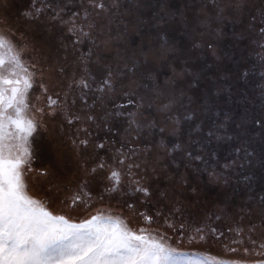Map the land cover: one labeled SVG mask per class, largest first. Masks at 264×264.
I'll return each mask as SVG.
<instances>
[{
	"label": "snow or ice",
	"instance_id": "1",
	"mask_svg": "<svg viewBox=\"0 0 264 264\" xmlns=\"http://www.w3.org/2000/svg\"><path fill=\"white\" fill-rule=\"evenodd\" d=\"M89 4L91 11L85 10L82 21L77 18L79 13H74L66 21L61 14L62 7L54 3L43 4L37 0L20 14L26 23L39 21L50 14L51 19L64 25L73 38L74 52L85 42L93 46L86 54L82 53L77 57L79 74L71 76L67 88H78L84 93L81 99L87 104V93L84 90L92 91L91 64L99 63L103 59L101 53L112 48L115 53L112 62H104L100 85L95 88V91L101 94L100 100L112 96L117 85L124 82L122 77L129 83L135 82L137 77L147 78L150 80L151 92L149 104L155 100L160 111L169 120H174L176 125L180 121L171 113L174 107L185 106L188 110L183 119L194 121L197 110L192 107L195 101L191 92L201 87L205 70L209 66H186L180 71L172 66L171 58L176 54V48L165 29L177 20V16L168 9L166 0H161L159 11L154 17L155 26L159 30L158 46L150 49L147 55L140 49L132 57L122 54L110 40L102 38L104 30L110 25L107 22H98L105 16L111 17L115 14L120 8L119 0H111L110 4L105 3V0H89ZM11 8L12 0H0V264H251L247 260L229 261L212 256L202 257L195 252L181 249V245H207L212 242V237L219 239L223 233H218L216 228L206 230L203 227H195L189 230L183 221L177 225L159 209L154 214H149L139 211L135 203L124 201L130 217H139V223L133 227L128 218H123L122 214H114L111 205L105 203L104 195L93 198L89 177H95L100 172L107 181L104 192L109 195L137 193L140 202L151 203L157 198L158 202L164 203L166 207L167 202L173 200L175 211H181L179 207H175V196L183 191L193 194L197 191L195 187H190L188 176L182 174L176 177L168 173L163 165L159 168L154 165L153 174L159 171L160 175L156 176V179H166L169 190L159 194L153 193L149 185L141 182L143 176L140 179L135 178L139 172L133 170L141 169V164L135 159L138 155L136 148H129L127 152L123 148L116 149L111 164L102 158L94 166L81 162L83 175L71 188L52 180L49 170L33 167L37 158L33 137L38 130L45 129V117L60 115L67 124H76L78 133H84L83 136H74L70 141L73 152L78 156L90 145L93 151L111 147L104 142L97 143L90 139L92 133L83 126L84 123L92 122L97 127L106 128L110 139L111 135L117 133L111 127H106L109 117H126L128 128L125 131L129 132L133 139L139 140L145 135V126L149 129L157 128L158 122L137 119L131 111L107 112L99 120L92 113L81 117L70 112L66 107L67 93L62 95L60 91L50 90L46 77L50 75L51 70L45 66L46 61L34 58L36 45L25 40L26 33L15 26L10 16ZM251 9L252 0H204L195 14L194 27L189 34H194L200 29L203 33L219 39L222 36V31L218 30L221 24L240 19ZM260 16L264 18V0L261 3ZM179 22L188 24L184 13L180 14ZM213 25H216V29H213ZM260 33L261 39H264V27L260 29ZM60 45L67 49L63 40ZM204 47L219 59L216 55V45L211 40L200 43L193 40V50ZM157 63H167L171 72L170 78L163 83L151 78L152 69L148 66ZM54 71L61 77L65 74L62 65L57 66ZM244 75L247 76V73ZM226 91L230 90L217 86L214 95L218 97ZM123 95L129 98L126 104H117V109H125L129 105L138 109L144 106V97H140L138 102L131 98L135 95L131 91H125ZM208 102L214 103L211 97ZM253 124L264 130V117L253 119ZM238 127L244 129L246 122L242 121ZM158 130L161 133L166 131L163 126L158 127ZM196 130H200L199 126ZM214 135V132H208L209 137ZM177 150L182 158L189 162H205L203 146L198 151H193L191 147L183 148L177 144L172 151L165 150V156H170L174 164L176 157L173 152ZM244 152L247 157L253 155L246 149ZM175 166L179 167L178 164ZM209 176L214 183L220 180L214 171H210ZM33 184L45 185L43 196L32 195ZM261 200L264 201V197H261ZM171 211L172 209H169V212ZM75 213L85 214L82 222H73ZM161 217L164 218L163 224L166 228L175 234V244L172 243L173 235L160 231L157 226ZM238 234H242V230ZM249 240L251 248L243 246V241H234L240 243L242 248L227 247L226 251H242L245 256H259L261 259L255 261V264H264V239L258 244L259 250L257 241L251 237Z\"/></svg>",
	"mask_w": 264,
	"mask_h": 264
},
{
	"label": "rangeland",
	"instance_id": "2",
	"mask_svg": "<svg viewBox=\"0 0 264 264\" xmlns=\"http://www.w3.org/2000/svg\"><path fill=\"white\" fill-rule=\"evenodd\" d=\"M33 2L34 0H12L10 16L15 26L26 33L24 39L36 45L37 51L33 53L34 58L47 62L45 66L51 70L50 75L46 77L50 90L60 91L62 95L67 93L66 107L70 112L81 117L92 113L99 120L107 112L131 111L137 119L158 122L157 128L149 129L145 126V135L139 140L133 139L129 132L125 131L128 128L126 117H109L106 127H111L117 133L111 135L110 139L106 128L97 127L92 122L84 123L83 126L92 133L90 139L97 143L104 142L111 147L93 151L90 145L78 156L73 152L70 141L74 136H83L84 133H78L77 125L67 124L60 115L45 117V129L38 130L33 137V148L36 150L37 157L33 167L49 170L52 180L71 188L83 175L81 162L94 166L102 158L111 164L116 149L123 148L127 152L129 148H136L138 155L135 159L141 164V169L133 170L139 172L135 178L140 179L143 176L144 179L141 182L149 185L153 193L159 194L169 190L166 179H156L160 172L153 174L154 165L157 168L163 165L168 173L176 177L186 174L190 187H195L197 191L195 194L183 191L175 196V207L181 209L177 213L173 207V200H169L166 207L164 203L158 202L157 198H154L151 203L140 202L137 199L139 196L137 193L121 196L105 193L104 186L107 181L103 173L98 172L95 177H89L91 194L94 199L104 195L105 203L111 205L114 214H122V217L128 218L130 224L135 227L139 223V217H130L129 210L124 205V201H127L135 203L139 211L149 214H154L159 209L176 224L187 220L186 225L190 229L216 228L218 233L226 232L228 240H232L231 237L237 230L234 223L243 218L244 228L249 230V226L254 225L253 237L257 240L264 239L262 237L263 208L257 207L254 201L256 197H264V130L255 128L252 121L254 117H264V47H261L264 45V39H261L260 33V29L264 27V18L260 16L262 0H252V9L240 19L221 24L218 30L222 31V36L219 39H216L214 35L203 33L200 29H197L194 34H189L194 27L195 14L204 0H166L168 9L177 16V20L165 29L176 48V54L171 58L172 66L177 71L186 66L193 68L209 66L205 70L201 87L191 92L195 101L192 107L197 110L195 120L185 121L183 116L188 109L182 105L176 106L171 115L179 119L178 125L160 111L159 104L155 100L151 104L148 103L151 92L149 91L150 80L147 78L137 77L135 82L129 83L122 77L124 82L117 85L110 98L103 101L99 99L101 94L97 93L95 88L100 85L104 62H112L115 54L112 48L101 53L103 59L99 63L91 64L92 91L84 90L87 93L85 96L87 104H85L81 99L84 93L78 88L69 90L67 84L73 74H79L77 57L82 53L86 54L93 46L85 42L79 46L78 51L74 52L73 38L65 30L64 25L51 19L50 14L39 21L26 23L20 14L29 9ZM37 2L54 3L62 7L61 14L66 21L74 13H79L77 18L82 21L85 10L91 11L89 0H37ZM119 2L120 8L115 14L98 20L101 24L107 22L110 25L104 30L102 38L110 40L116 50L128 57H132L140 49H143L144 54L147 55L150 49H155L159 44V30L155 26L154 17L159 11L161 0H119ZM105 3L110 4L111 0H105ZM181 13L187 17V25L179 22ZM212 27L216 29V25ZM194 39L197 43L209 40L215 43L216 55L219 59H216L206 47L193 50ZM61 40L67 45V49L60 45ZM197 57H199L198 60ZM61 65L65 69L63 77L54 71ZM148 67L152 69L151 78L158 79L161 83L171 76L167 63H157ZM245 73L247 76L244 75ZM217 86L230 91L217 97L214 95ZM125 91L135 93L131 98L138 102L140 97H144V106L138 109L129 105L125 109H117V104H126L129 98L123 95ZM209 97L214 103L208 102ZM242 121L246 122L244 129L238 127ZM160 126L166 129L164 133L158 130ZM197 126L199 131L196 130ZM209 131L214 132L215 135L209 137ZM217 137L222 138L217 139ZM177 144L183 148L191 147L193 151H198L203 146L205 162H189L182 158L177 150L173 152L176 157L174 164L170 156H165V150L172 151ZM245 144L248 148L247 152L253 153L251 157L245 155V148L242 149ZM176 164L179 167H176ZM225 165L228 167L226 168ZM210 171H214L220 177L219 182L214 183L210 180ZM31 187L34 197L43 196L44 184H33ZM169 209L172 211L169 212ZM82 215L84 214L75 213L73 222H82L85 218ZM250 215L249 220L247 218ZM163 219V217L158 219L157 226L160 231H167L169 235H173L172 243L175 244V234L171 229L166 228ZM214 245L216 243L211 242L207 245H181L180 247L183 251L195 252L202 257L212 256L229 261L247 260L251 264L260 260V258L250 260L241 251L237 254L239 256H236Z\"/></svg>",
	"mask_w": 264,
	"mask_h": 264
},
{
	"label": "trees",
	"instance_id": "3",
	"mask_svg": "<svg viewBox=\"0 0 264 264\" xmlns=\"http://www.w3.org/2000/svg\"><path fill=\"white\" fill-rule=\"evenodd\" d=\"M251 120H252V118H250ZM253 119H258V117H254ZM253 121V120H252ZM254 125V124H253ZM254 127H255V125H254ZM255 128H257V127H255ZM247 146H246V144H245V147L244 146H242V149H248V148H246ZM254 201H255V205L258 207V206H260V207H262L263 209H264V201H262L261 200V197L259 198V197H256V198H254ZM262 205V206H261ZM83 217H85V214L84 215H82ZM249 218H251V215L247 218V219H249ZM185 219V218H184ZM242 220H243V218H241V219H239L238 221H236L235 223H234V227H236V232H234L233 234H234V236L233 237H231L232 238V240L231 239H227L226 238V232H219V233H223V235L222 236H219V239H212V244H214V243H216V245H214V247H218V248H220L221 250H223L224 249V251H225V249L227 248V247H234V248H238V249H240V248H242V245L240 244V243H234V241H243L244 242V244H243V246H246V247H249V248H251L252 247V245H251V243H250V240H249V238L251 237L252 239H255L256 241H257V250H259V248H258V244H259V242L263 239V238H261V239H259V240H257V238H255V237H253V235H252V231L255 229V228H253L254 227V225H253V227L250 225L249 227V230L248 229H246V228H244V225H243V222H242ZM250 220V219H249ZM187 220H183V222L185 223V227H186V229H189V230H191L190 229V227H188V225H186V222ZM242 222V223H241ZM246 223V222H245ZM180 224V222H178L177 223V225H179ZM242 230V234H238V232H240ZM223 238V239H222ZM258 238H260V237H258ZM220 240V241H219ZM227 241V242H226ZM224 242H226V243H224ZM242 252V251H241ZM239 252H235V253H232V254H234V255H236V256H239V255H237ZM250 260H256V259H261V257H259V256H254V255H248L247 256Z\"/></svg>",
	"mask_w": 264,
	"mask_h": 264
}]
</instances>
